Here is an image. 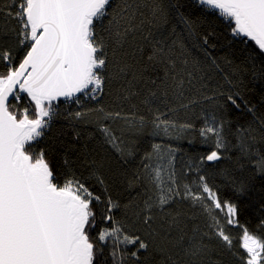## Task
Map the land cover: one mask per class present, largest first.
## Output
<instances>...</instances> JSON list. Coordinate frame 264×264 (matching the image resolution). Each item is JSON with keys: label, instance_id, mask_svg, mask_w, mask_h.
<instances>
[{"label": "snow or ice", "instance_id": "obj_1", "mask_svg": "<svg viewBox=\"0 0 264 264\" xmlns=\"http://www.w3.org/2000/svg\"><path fill=\"white\" fill-rule=\"evenodd\" d=\"M226 255L264 264V0H0V264Z\"/></svg>", "mask_w": 264, "mask_h": 264}, {"label": "trees", "instance_id": "obj_2", "mask_svg": "<svg viewBox=\"0 0 264 264\" xmlns=\"http://www.w3.org/2000/svg\"><path fill=\"white\" fill-rule=\"evenodd\" d=\"M63 123H64L63 121L58 122L57 127H59L60 124H63ZM80 131L85 136H87L88 133L94 131V126L90 124L81 125ZM150 143H165V144L170 143L172 144L173 147L179 148L181 151L178 153V162H177L178 168L181 166L180 160H179L181 156H185V158H187V156H195L197 154H202L207 150L206 147L201 144L200 137L198 136V134H195V133L185 134V138L180 139V140H168L166 138L162 140L159 137H150V136L145 135L141 141V148L142 149L147 148ZM217 182L219 183V180H217ZM245 222H249L250 226L255 223L254 220H251V217L242 216L241 223H245ZM231 231L235 237L237 238L239 237L240 235L239 228H233L231 229ZM234 243L237 246L236 250H238L242 254L243 250L239 249V240L236 239ZM225 259L227 261V264H236L235 259L231 256L226 255Z\"/></svg>", "mask_w": 264, "mask_h": 264}]
</instances>
